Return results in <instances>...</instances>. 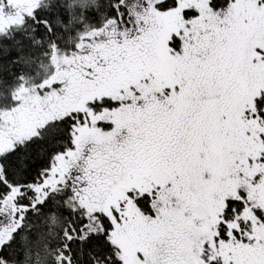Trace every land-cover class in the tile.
Wrapping results in <instances>:
<instances>
[{"label": "snow or ice", "instance_id": "6c2138e0", "mask_svg": "<svg viewBox=\"0 0 264 264\" xmlns=\"http://www.w3.org/2000/svg\"><path fill=\"white\" fill-rule=\"evenodd\" d=\"M0 264H264V0H0Z\"/></svg>", "mask_w": 264, "mask_h": 264}]
</instances>
